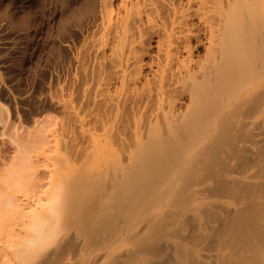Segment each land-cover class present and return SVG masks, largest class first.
<instances>
[{"label": "bare ground", "instance_id": "1", "mask_svg": "<svg viewBox=\"0 0 264 264\" xmlns=\"http://www.w3.org/2000/svg\"><path fill=\"white\" fill-rule=\"evenodd\" d=\"M57 23L30 117L55 116L1 162L0 264H264V0H82Z\"/></svg>", "mask_w": 264, "mask_h": 264}, {"label": "rangeland", "instance_id": "2", "mask_svg": "<svg viewBox=\"0 0 264 264\" xmlns=\"http://www.w3.org/2000/svg\"><path fill=\"white\" fill-rule=\"evenodd\" d=\"M81 3L82 0H0V167L8 164L15 153L10 142L12 133L22 135L32 120L54 115L45 112L30 117L35 97H41L44 86L54 84L56 60L65 50L63 41L57 39V22Z\"/></svg>", "mask_w": 264, "mask_h": 264}]
</instances>
